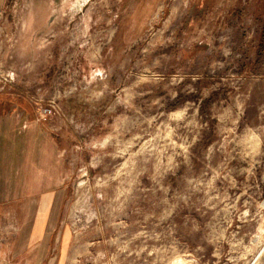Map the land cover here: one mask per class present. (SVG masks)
I'll list each match as a JSON object with an SVG mask.
<instances>
[{"label":"rangeland","instance_id":"1","mask_svg":"<svg viewBox=\"0 0 264 264\" xmlns=\"http://www.w3.org/2000/svg\"><path fill=\"white\" fill-rule=\"evenodd\" d=\"M0 264H264V0H0Z\"/></svg>","mask_w":264,"mask_h":264},{"label":"bare ground","instance_id":"2","mask_svg":"<svg viewBox=\"0 0 264 264\" xmlns=\"http://www.w3.org/2000/svg\"><path fill=\"white\" fill-rule=\"evenodd\" d=\"M263 247V246H262ZM262 250V249H261ZM261 250H260V252H261ZM259 254V253H258Z\"/></svg>","mask_w":264,"mask_h":264}]
</instances>
